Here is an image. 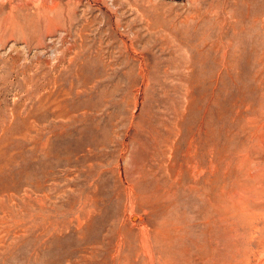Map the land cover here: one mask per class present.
I'll use <instances>...</instances> for the list:
<instances>
[{
  "label": "rangeland",
  "instance_id": "rangeland-1",
  "mask_svg": "<svg viewBox=\"0 0 264 264\" xmlns=\"http://www.w3.org/2000/svg\"><path fill=\"white\" fill-rule=\"evenodd\" d=\"M263 43L264 0H0V264H264Z\"/></svg>",
  "mask_w": 264,
  "mask_h": 264
},
{
  "label": "bare ground",
  "instance_id": "bare-ground-1",
  "mask_svg": "<svg viewBox=\"0 0 264 264\" xmlns=\"http://www.w3.org/2000/svg\"><path fill=\"white\" fill-rule=\"evenodd\" d=\"M263 44H264V43H263ZM263 46H264V45H263ZM263 46H262V47H263ZM261 50H262V49H261ZM261 52H262V51H261ZM257 53H258V52H257ZM263 53H264V52H263ZM261 55H262V53L260 54V56H261ZM259 59H261V58H259ZM130 219H132V218H130ZM133 219H134V218H133ZM134 221H135V220H134Z\"/></svg>",
  "mask_w": 264,
  "mask_h": 264
}]
</instances>
